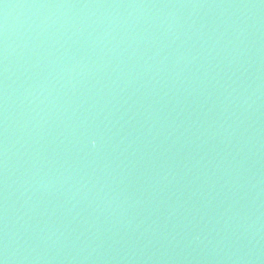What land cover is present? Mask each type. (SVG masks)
I'll use <instances>...</instances> for the list:
<instances>
[{
    "label": "water",
    "instance_id": "obj_1",
    "mask_svg": "<svg viewBox=\"0 0 264 264\" xmlns=\"http://www.w3.org/2000/svg\"><path fill=\"white\" fill-rule=\"evenodd\" d=\"M3 264H264V0H0Z\"/></svg>",
    "mask_w": 264,
    "mask_h": 264
},
{
    "label": "snow or ice",
    "instance_id": "obj_2",
    "mask_svg": "<svg viewBox=\"0 0 264 264\" xmlns=\"http://www.w3.org/2000/svg\"><path fill=\"white\" fill-rule=\"evenodd\" d=\"M0 264H3V261H0Z\"/></svg>",
    "mask_w": 264,
    "mask_h": 264
}]
</instances>
